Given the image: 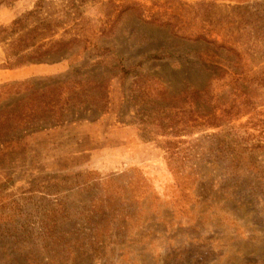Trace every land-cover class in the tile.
Listing matches in <instances>:
<instances>
[{
	"label": "rangeland",
	"instance_id": "obj_1",
	"mask_svg": "<svg viewBox=\"0 0 264 264\" xmlns=\"http://www.w3.org/2000/svg\"><path fill=\"white\" fill-rule=\"evenodd\" d=\"M36 1L0 5V27ZM41 7L19 33L46 25L37 44L85 36L88 51L75 44L56 62L8 67L17 34L9 35L0 41V86L89 79L85 71L105 61L129 73L106 68L104 112L75 100L63 121L45 113L15 132L0 121V264H264V122L222 115L232 105L264 109V0ZM217 44L241 54L237 72L227 69L234 55ZM138 78L149 80L146 94ZM147 115L162 127L146 132ZM9 137L18 143L6 146Z\"/></svg>",
	"mask_w": 264,
	"mask_h": 264
},
{
	"label": "trees",
	"instance_id": "obj_2",
	"mask_svg": "<svg viewBox=\"0 0 264 264\" xmlns=\"http://www.w3.org/2000/svg\"><path fill=\"white\" fill-rule=\"evenodd\" d=\"M14 0H0V5L9 4ZM41 2L42 0H37L33 9L29 10L25 14L14 18L8 25L0 27V41H3L9 35H16V37L12 40L9 44V54L10 57H15L14 62L8 63V67L12 66H19L25 63H40V62H47L58 61L59 57H62V53L66 50H69L72 45L78 44V51L81 48L82 52L88 51L89 47L84 46L85 42L90 41L87 38L73 36L68 40H54L52 43L45 47L44 43L37 44V40L42 36L43 31L42 29L45 26H34L29 30L22 31L19 33L20 30L24 29L26 26V22L36 16V14L41 10ZM239 8V6H238ZM257 17H261L258 16ZM263 17V16H262ZM259 20V18H257ZM52 31V35L56 32V27L54 25L52 28H49ZM209 43H214L212 41H207ZM94 49L98 50L100 45L99 43L92 44ZM45 47V48H44ZM28 48L31 49L30 53L22 54ZM212 48V47H210ZM217 48H224L230 54L234 55V58L226 56L227 61V69L230 68L234 72H237V67L240 65L241 61V54L234 48L233 46H226L222 44H217ZM217 48H212L217 49ZM50 53H52V59L46 58ZM75 53L78 54L77 50ZM92 56L91 54H89ZM25 56L28 58L25 59ZM56 57V58H55ZM151 58L161 59V56L152 55ZM105 64L102 62L95 63L94 69L91 70L99 72L98 74L101 75L99 80L93 78L91 74V70L85 71L86 74L89 76V79H79L76 76H70L64 78L62 80H54L49 79L48 83L41 86L36 80L30 78L25 81L21 82H12L9 84H2L0 86V92L3 89H11L15 85L17 88L13 91L4 92L5 95L0 98V121L3 124V129L6 132H15L16 130H24L27 128H31L33 124L38 121L45 113H52L53 116H57L56 121H63L65 120V116L69 114L72 107L75 105V100H78L83 103H87L90 105L88 108L91 111V107H95L99 112H104L107 109L109 99H108V81L111 76H106L105 70L108 68L109 70L113 68H120L123 72L122 76L128 75V70H126V66L122 65V62L117 60V63H112L109 61H105ZM104 69H102V67ZM93 67V65L89 64L87 68ZM134 67V66H132ZM208 67L217 69L223 75L226 73L224 68L219 65H208ZM100 71L103 74H100ZM260 80L264 83V69L262 71ZM140 74L138 71L136 73ZM216 74H214L215 76ZM102 77V78H101ZM113 77V76H112ZM149 81V80H148ZM147 80L138 78L134 80V83L138 86L140 92L144 94L147 93V89L149 90V83ZM23 88V89H22ZM75 88H79L80 93L78 94L75 91ZM67 92L66 96L62 97V92ZM82 94L87 97L81 98ZM125 98L120 105V108L123 106L124 102H128V93H124ZM82 99V100H81ZM120 112V109H119ZM65 113V114H64ZM247 115L248 121L253 120L252 118H258L260 122H264V109H259L256 107H251L248 109H244L243 106H228L222 109V115L226 118H233L238 119L243 115ZM65 115V116H64ZM120 118L123 119L122 114L120 113ZM155 117H151L147 115L145 120H141L140 123L144 125L146 132H152L153 130H149L147 127H151L155 125V127H162V124L154 122ZM153 119V120H152ZM143 129V128H142ZM153 133V132H152ZM17 137H9L4 140L6 146H11L14 143H18ZM259 146L263 147V144H259ZM89 174V171L84 173L85 176Z\"/></svg>",
	"mask_w": 264,
	"mask_h": 264
}]
</instances>
